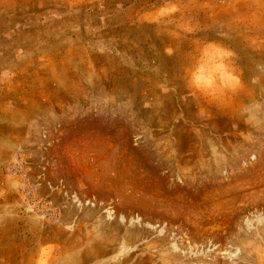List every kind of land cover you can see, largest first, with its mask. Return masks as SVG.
Listing matches in <instances>:
<instances>
[{
	"label": "rangeland",
	"instance_id": "374dc122",
	"mask_svg": "<svg viewBox=\"0 0 264 264\" xmlns=\"http://www.w3.org/2000/svg\"><path fill=\"white\" fill-rule=\"evenodd\" d=\"M0 264H264V0H0Z\"/></svg>",
	"mask_w": 264,
	"mask_h": 264
}]
</instances>
